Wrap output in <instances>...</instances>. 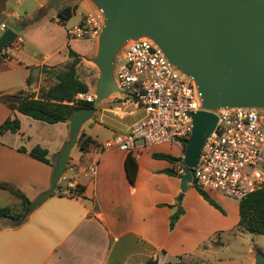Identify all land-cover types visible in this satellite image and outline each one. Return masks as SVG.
<instances>
[{
	"label": "crops",
	"instance_id": "1",
	"mask_svg": "<svg viewBox=\"0 0 264 264\" xmlns=\"http://www.w3.org/2000/svg\"><path fill=\"white\" fill-rule=\"evenodd\" d=\"M69 1L72 2L67 6L77 7L76 24L98 12L89 0ZM29 2L33 10L28 7ZM46 2L0 0V17H3L0 36L8 29L18 34V39L0 58V96L5 95L0 99V126L8 118H17L21 126L17 134L0 135V185L21 191L30 202L49 190L56 161L70 140V125L69 122L50 125L22 115L15 110V98L9 95L25 92L38 98L42 89L55 84L52 73L70 62L69 48L85 58L74 45L78 41L92 44V53L87 57L97 53V42L69 39L68 27L61 26L58 19L51 24L42 19L19 30L21 23L32 20ZM2 25L6 26L5 30ZM50 28L61 34L59 44ZM133 107L123 118L114 120L118 127L114 128L113 137L127 132L141 117L142 113ZM92 127L97 134L101 126ZM91 138L96 145L78 157L70 155L57 186L60 190L31 213L23 225L13 228L7 220H0V264H147L151 260H157V264L178 261L197 264L192 258L195 254L192 248L197 250L205 244L204 238L214 232L216 219L179 208V218L174 229H170L174 209L179 207L175 196L181 192V180L178 174L174 177L163 172L170 169L176 172L178 164L171 167L153 164L147 177V158L159 163L167 161L152 158L154 147L138 148L131 153L139 166L133 185L125 168L128 154L116 147L106 148L105 144L110 141H99L97 135ZM36 146L47 150L52 165L29 156ZM21 148L27 153L20 152ZM92 169H96L95 176L91 175ZM161 176L171 179L169 183L173 186L166 199L156 180ZM79 187L82 188L80 196L73 193ZM68 192L73 195H67ZM1 193L15 198L6 190H0ZM1 204L4 203L0 207H13L17 201L7 203L12 205ZM189 232L198 233L194 241ZM193 242L197 244L189 249ZM187 256L191 258L186 261Z\"/></svg>",
	"mask_w": 264,
	"mask_h": 264
},
{
	"label": "water",
	"instance_id": "2",
	"mask_svg": "<svg viewBox=\"0 0 264 264\" xmlns=\"http://www.w3.org/2000/svg\"><path fill=\"white\" fill-rule=\"evenodd\" d=\"M65 1L69 0H51L42 9L49 12ZM89 1L104 17L97 55L89 60L99 71L94 107L82 108L70 118V140L56 161L50 188L26 206V216L56 192L80 133L96 116L98 105L119 94L115 67L130 41L152 40L177 70L195 82L201 95L203 111L192 115V133L183 150L182 192L193 184V169L218 123L216 113L264 110V0ZM17 39L14 30L4 31L0 52ZM255 264H264V257L256 254Z\"/></svg>",
	"mask_w": 264,
	"mask_h": 264
},
{
	"label": "built area",
	"instance_id": "3",
	"mask_svg": "<svg viewBox=\"0 0 264 264\" xmlns=\"http://www.w3.org/2000/svg\"><path fill=\"white\" fill-rule=\"evenodd\" d=\"M103 27L104 17L98 11L68 28L67 36L97 42ZM4 54L3 49L0 58ZM114 80L118 98L135 106L142 118L127 132L116 134L106 148L116 147L130 154L138 148L185 146L193 129L192 115L203 111L201 95L195 82L177 70L152 40L141 38L124 47L117 59ZM76 100L95 103V95L79 94ZM216 116V129L193 169V183L206 193L240 203L264 190L263 116L254 108L225 109ZM185 170L182 157L176 173L182 176ZM96 174L92 169L91 175Z\"/></svg>",
	"mask_w": 264,
	"mask_h": 264
},
{
	"label": "rangeland",
	"instance_id": "4",
	"mask_svg": "<svg viewBox=\"0 0 264 264\" xmlns=\"http://www.w3.org/2000/svg\"><path fill=\"white\" fill-rule=\"evenodd\" d=\"M49 1L51 0H47L42 8H44ZM70 2L72 1H65L54 7L53 9L48 10L49 12L46 11V16L43 19L48 21L49 24L54 23V21L57 20V10L66 6ZM28 7H30L31 10L34 9L32 8V2L28 3ZM39 11L34 15L32 20L23 21L21 24H27V22H32L35 18H38ZM2 18L3 17H0V21L2 20ZM41 20L42 19H40L39 21ZM77 22V17L76 15H74L69 21L65 23L64 27L70 28L76 25ZM7 24L9 26L11 25L8 22ZM49 30L53 33L52 37L55 38L57 44H59L62 39L61 34L55 28H50ZM74 45L77 47V50L86 55L84 56L85 58L82 59L81 64L78 66V75L89 85L90 94L95 95L99 80V71L97 67L89 60L95 58L97 53L93 54V56L87 57L92 53V44L90 43V41H78V43H75ZM9 46H7L5 49L9 48ZM64 68L65 66H63L62 69L57 68V70H63ZM4 96L5 95H1L0 99H2ZM12 96L14 95H9V97ZM97 108L98 112L96 116L84 125L80 136L85 133L88 136L96 138L97 135L99 137V141L103 142L113 140L112 134L116 132L114 128L117 126L114 120L117 118H123V116H125L124 113L131 112L134 109L131 104H128L126 103V101L119 99L117 95H112L110 98L99 104ZM261 113L264 120V110H262ZM141 118L142 115L141 117L136 119V122ZM96 125L101 126L97 134L95 131H93L92 127ZM159 149H162V151H164V154H169L175 158L183 157L184 146L182 149H180L172 144H166L162 145L161 147H154L151 152L158 153L157 151H159ZM81 153L84 152L79 148V145H77L71 152V158L78 157ZM153 164H165L169 167L172 166V164L169 162L159 163L147 158V177L149 176V172L154 167ZM156 180L158 181V187L160 188L161 195L164 196V199H166L168 190H171L173 188L172 183H169L171 179L166 176H161ZM208 194L221 207L222 212L216 210L206 201H204L193 184L189 185L185 192H182L181 190V192L177 196H175V199L179 204V207L177 209H174L175 215H179V208H182L183 211H191L193 214H201L203 215V217H205V215L211 217L213 216L216 219V227L213 229L214 232L204 238L205 244H201L199 248H197V250H195V245L197 243L193 242V245H190L191 247L189 249L195 247L192 248V251H195V254L192 255L193 260H195L197 264H252L256 254H260L264 257V236L249 232H240L239 230L237 231L236 225L239 220L238 203L216 193ZM181 195H183V200L179 202V197ZM16 201L17 200H15V198H13L9 193L0 194V203H4L1 205H12L7 203H16ZM13 209L15 213H20L22 211V208L18 201L17 204L13 206ZM213 217L212 219H214ZM189 233L191 234L194 241L198 233ZM186 258L187 261L190 260L191 257L187 256Z\"/></svg>",
	"mask_w": 264,
	"mask_h": 264
},
{
	"label": "trees",
	"instance_id": "5",
	"mask_svg": "<svg viewBox=\"0 0 264 264\" xmlns=\"http://www.w3.org/2000/svg\"><path fill=\"white\" fill-rule=\"evenodd\" d=\"M44 9L39 11L38 18H35L32 22L27 24H21L19 30L25 27L37 23L40 19H43L46 15ZM76 14V7L64 6L57 10L58 23L62 26L65 25ZM70 62L65 66L63 70L54 71L53 77L56 82L48 89H42L38 98L34 95L27 94L25 92L19 93L13 96L16 100L15 110L25 116H28L34 120L42 121L44 123L54 125L58 123H67L73 114L82 108H93L94 103H87L84 101H77L76 97L79 94H89L90 87L83 81L78 75V66L82 62V58L79 54L69 48ZM0 60V64H1ZM51 73V72H48ZM21 129L20 121L17 118H8L0 126V135L7 132L12 134L19 133ZM79 148L84 152L90 151V149L96 145V142L91 137H85L81 135L78 141ZM22 153H27L25 148L19 150ZM29 156L39 162L47 165H52L48 158L47 150L36 146L29 152ZM152 158L155 160L167 161L173 165H176L182 161V158H175L169 154L153 153ZM125 168L127 176L131 184H135L138 174V162L136 157L131 153L128 154L125 161ZM163 173L169 176H177V173L173 170H165ZM195 189L200 196L213 208L222 212L221 207L210 197V195L194 184ZM0 190H6L10 192L16 200L19 202L22 211L15 213L13 207H0V220H7L9 225L13 228H18L23 225L29 215H25L26 206L31 202L21 191L16 189H8L0 185ZM57 190H60L59 187ZM82 188H77L73 193L81 195ZM239 223L237 225V231L249 232L264 236V190L254 192L247 196L242 202L239 203ZM179 216L175 215L171 218L170 229L173 230ZM147 264H157V260H151ZM165 264H183L182 261L168 262Z\"/></svg>",
	"mask_w": 264,
	"mask_h": 264
}]
</instances>
